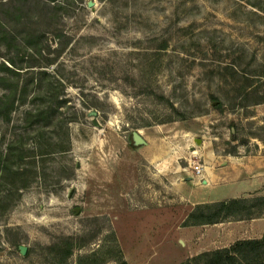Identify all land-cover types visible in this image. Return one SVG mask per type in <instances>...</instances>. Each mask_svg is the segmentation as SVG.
Instances as JSON below:
<instances>
[{"label":"rangeland","instance_id":"obj_1","mask_svg":"<svg viewBox=\"0 0 264 264\" xmlns=\"http://www.w3.org/2000/svg\"><path fill=\"white\" fill-rule=\"evenodd\" d=\"M0 4V112L17 88L0 114V264H60L66 239L64 264H197L178 240L183 195L237 189L188 161L217 173L264 151L243 136L264 125V0Z\"/></svg>","mask_w":264,"mask_h":264},{"label":"crops","instance_id":"obj_2","mask_svg":"<svg viewBox=\"0 0 264 264\" xmlns=\"http://www.w3.org/2000/svg\"><path fill=\"white\" fill-rule=\"evenodd\" d=\"M143 146L148 145L146 143V145ZM145 154L144 157L146 156ZM155 159V163L157 164L158 160L161 158L157 159L155 157ZM228 159L229 158H224L223 160ZM238 159H240L239 162L238 160H235L237 164L230 166L224 165L217 170V173H214V168L209 167L203 176L204 184H211V182L221 179L223 180L222 185L224 187L221 186L223 191H225L224 189H231L235 187L237 189V194L221 198V193H217L218 195L207 193L201 201L200 189L191 190V192L187 191L188 193L184 194L182 198V200H185L186 205H189V210L187 211H192L195 206L200 204L252 196H264V154H245L243 157ZM237 165L240 167L238 168ZM232 167L236 168L235 172H228L229 168ZM223 173L226 175H221ZM233 180H235V183H230ZM236 185L239 188L236 187ZM183 186L181 184H177V186H173V188L179 190L184 188ZM187 215L188 214L184 215L180 220V223L176 226L179 229L178 232L180 233L178 240L185 247H189L190 254L185 258V260L192 259L198 255H203L214 250L229 248L237 241L261 239L264 236L263 216L248 221L223 222L214 225L202 226H183V223L187 219Z\"/></svg>","mask_w":264,"mask_h":264},{"label":"trees","instance_id":"obj_3","mask_svg":"<svg viewBox=\"0 0 264 264\" xmlns=\"http://www.w3.org/2000/svg\"><path fill=\"white\" fill-rule=\"evenodd\" d=\"M55 1L56 0H50L51 3H54ZM3 6V4H0V8ZM15 9L18 14L15 15L14 20L18 24H24L22 21L25 18L22 17L21 14L29 9L27 4L22 2L21 4L15 6ZM3 27L4 25L0 19V40L4 39L5 36ZM27 34L29 33L27 32ZM34 38H36L34 35H31V37L27 35V38L24 39V42L28 45ZM4 69L7 68L2 65L0 70L4 72ZM12 73L15 75L18 74L15 71H12ZM4 79L5 78L3 75H0V84L4 81ZM20 96H23V94L21 93ZM7 98L9 100L7 107L4 109V112H0V114H8L11 108L14 106L15 101L17 100L16 87L10 90ZM1 100L2 99H0V102ZM243 136L246 139H255L259 141L264 147V125L257 124L254 120L247 121L245 127H243ZM236 140H238V143L235 147V150L233 151V154L237 153L236 150L238 146H246L248 142L245 141L244 138L241 139L240 133H238ZM2 158L3 157L0 156V165H2V163L5 161L2 160ZM9 167L6 165L5 171H7ZM261 210H264V196H252L247 198L229 199L219 202L200 204L193 208L183 223V226H202L231 221H248L260 217L257 213ZM64 244L67 248L65 251L66 255L63 259L59 260L60 264H64L66 258L71 256L73 251V245L70 239H66ZM47 249L51 251L54 249V246H50ZM194 262L197 264H264V236L261 239L237 241L229 248L218 249L203 255H198L195 257ZM121 264L126 263L121 262Z\"/></svg>","mask_w":264,"mask_h":264},{"label":"built area","instance_id":"obj_4","mask_svg":"<svg viewBox=\"0 0 264 264\" xmlns=\"http://www.w3.org/2000/svg\"><path fill=\"white\" fill-rule=\"evenodd\" d=\"M188 166L192 170L191 173L196 178H203L204 173L206 172L207 168L202 164H199V162L195 161H188Z\"/></svg>","mask_w":264,"mask_h":264},{"label":"water","instance_id":"obj_5","mask_svg":"<svg viewBox=\"0 0 264 264\" xmlns=\"http://www.w3.org/2000/svg\"><path fill=\"white\" fill-rule=\"evenodd\" d=\"M92 5H93V3H89V7H91ZM95 114L96 113H94V115ZM131 139H132L133 145H135V146L146 145V141L137 132H132ZM77 212H78V209H77ZM20 251H21L22 255H25L26 249L24 247H20Z\"/></svg>","mask_w":264,"mask_h":264}]
</instances>
